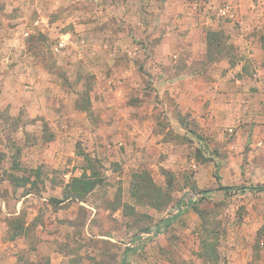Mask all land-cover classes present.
<instances>
[{
  "label": "crops",
  "instance_id": "obj_1",
  "mask_svg": "<svg viewBox=\"0 0 264 264\" xmlns=\"http://www.w3.org/2000/svg\"><path fill=\"white\" fill-rule=\"evenodd\" d=\"M49 2L84 5L69 14L73 27L62 33L72 38L64 52L66 75L29 50L15 62L10 52L0 55V264H20L19 251L33 243L26 230L40 225L41 204L51 206L46 196L58 197L66 188L30 189L24 171L12 165L34 171L46 165L62 171L67 184L74 176L68 169L76 144L87 146L88 135L96 136L89 144L98 154H109L111 141L121 148L122 133L129 135L125 145L133 151L127 164L136 173L146 165L184 164L179 152L186 146L185 131L220 138L236 126L238 138L227 143L241 148L251 132L264 130V0ZM86 77L98 89L96 96L88 92L87 107L81 91ZM142 79L156 88L137 93ZM134 99L146 101L134 104ZM179 110L191 118L187 128L174 116ZM10 120L18 124L8 141ZM104 132L114 135L108 141ZM8 143L17 148L16 162Z\"/></svg>",
  "mask_w": 264,
  "mask_h": 264
},
{
  "label": "rangeland",
  "instance_id": "obj_2",
  "mask_svg": "<svg viewBox=\"0 0 264 264\" xmlns=\"http://www.w3.org/2000/svg\"><path fill=\"white\" fill-rule=\"evenodd\" d=\"M49 1L0 0V55L10 52L15 62L22 57L21 51L29 50L64 77L69 70L67 52H55L53 45L73 27L69 14L80 12L84 5ZM38 18H44L48 27H35ZM260 25L264 40V20ZM139 86L137 93H145L151 85L145 86L142 79ZM90 90L96 96L97 87L86 77L81 89L85 107ZM141 101L146 100H132L134 104ZM175 114L185 125L191 122L186 113ZM17 124V120L9 121L4 132L8 141ZM235 129L220 138L185 131L186 146L179 152L185 156L184 164L174 160L168 167L146 165L135 168L136 173L127 164L133 150L128 152L125 144L131 140L125 133L121 148H114L110 140L109 154L102 150L98 154L89 144L91 137L96 139L93 135L84 139L87 146L76 144L80 158L73 156L68 170L74 176L67 184L62 171L46 165L35 170L34 181V170L12 165L24 171L22 177L38 192L52 193V188L66 185L58 197L46 196L51 206L41 204L40 225L35 222L26 230L33 243L19 251L20 264H264V130L251 132L236 148L227 143L238 138ZM103 134L108 141L114 135ZM50 135L46 130V138ZM10 147L16 162L17 148ZM66 199L70 201L60 206ZM182 203L186 209L175 213Z\"/></svg>",
  "mask_w": 264,
  "mask_h": 264
},
{
  "label": "built area",
  "instance_id": "obj_3",
  "mask_svg": "<svg viewBox=\"0 0 264 264\" xmlns=\"http://www.w3.org/2000/svg\"><path fill=\"white\" fill-rule=\"evenodd\" d=\"M226 9H229V7L227 6ZM225 13V12H224ZM48 22L44 19V18H38L37 20H35L34 22V26L35 27H42V26H47ZM30 32L26 31L25 32V36H29ZM72 44V38L69 35L66 34H61V36L56 40L55 44L53 45V50L55 52H62L64 50H66L69 46H71ZM197 198L199 197H194V200H197ZM188 205V204H187ZM188 207V206H187ZM186 209L185 204H178V206L176 207L175 213H181ZM155 233V231L153 232H146V233H142L140 235L141 238L153 235Z\"/></svg>",
  "mask_w": 264,
  "mask_h": 264
},
{
  "label": "trees",
  "instance_id": "obj_4",
  "mask_svg": "<svg viewBox=\"0 0 264 264\" xmlns=\"http://www.w3.org/2000/svg\"><path fill=\"white\" fill-rule=\"evenodd\" d=\"M84 176V175H83ZM85 177V176H84ZM84 177H82V178H84ZM82 178H77V179H75V180H77V181H81L82 180ZM83 182H84V180H83ZM256 188H258V187H256ZM255 188V189H256ZM260 189H262V188H260ZM14 228L16 229V231L18 230L17 228H19V227H16V226H14Z\"/></svg>",
  "mask_w": 264,
  "mask_h": 264
}]
</instances>
